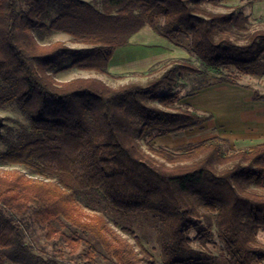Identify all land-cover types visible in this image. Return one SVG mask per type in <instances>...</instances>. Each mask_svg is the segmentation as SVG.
<instances>
[{
  "label": "trees",
  "instance_id": "trees-1",
  "mask_svg": "<svg viewBox=\"0 0 264 264\" xmlns=\"http://www.w3.org/2000/svg\"><path fill=\"white\" fill-rule=\"evenodd\" d=\"M252 4L214 11L221 0H0V109L14 105L29 120L11 138L0 115V165L29 170L0 171V264H71L34 252L16 214H30L72 253L85 244L80 264H98V245L118 264H143L103 215L84 218L78 196L88 191L122 213H156L167 264H198L191 232L203 239L215 226L231 264H264V142L230 153L222 136L179 151L141 142L211 118L161 93L176 75L220 74L202 86L264 75V22L251 27ZM146 26L205 70L178 58L146 83L56 78L73 68L109 74L115 51ZM53 33L82 46L41 42Z\"/></svg>",
  "mask_w": 264,
  "mask_h": 264
},
{
  "label": "rangeland",
  "instance_id": "rangeland-1",
  "mask_svg": "<svg viewBox=\"0 0 264 264\" xmlns=\"http://www.w3.org/2000/svg\"><path fill=\"white\" fill-rule=\"evenodd\" d=\"M88 1L98 4V0ZM235 3L239 1L221 0V5H209V7L214 11H227L237 6L234 5ZM257 10L258 8L255 7L254 11L252 9L249 11V13L253 12L250 16L253 29L262 27L264 22V19L253 18L258 15ZM136 36L129 45L115 51L109 64V74L73 68L57 73L56 78L66 81L79 76H97L113 86L128 82L146 83L152 78L159 77L168 68L170 61L178 58H187L205 70L195 55L159 36L149 26L144 27ZM57 40L66 41L73 47L82 46L72 42L71 37L64 33L47 34L41 42L48 43ZM224 72L227 73L228 70ZM218 76L220 74L214 70L206 71V74H181L176 75L172 84L165 85L161 93L171 91L178 95L175 107L190 108L202 116L211 118L188 130L142 140L143 147L149 150L151 146H162L179 151L189 144L214 136H222L229 139V143L224 146V151L230 153L264 142L262 140L264 139L262 137L264 119L251 118L249 115L255 105L264 106V89L259 86L247 87L227 83L214 87L202 86L205 81H213ZM241 76H239L238 83L241 81L245 84L253 78L260 77ZM251 90L258 92L256 102L249 98ZM0 115L5 118L3 134L6 136L10 134L11 138H15L23 127L29 126L27 117L14 105L1 108ZM8 138L10 139V136ZM5 148L6 142L0 139V151ZM15 168L27 170L23 166L0 165L1 172ZM78 199L84 218L96 214L103 215L110 225L134 246L143 264H167L169 254L166 253L162 244V226L160 217L156 213L149 211L129 214L119 212L98 191L84 192L78 196ZM16 216L22 221L27 241L34 252L46 259L55 257L71 264H80L85 260L82 253L86 247L85 244H82L76 253H72L71 248L63 240L49 239L46 227L36 222L30 214L23 216L16 214ZM197 236V231L191 232L192 256L198 264H231L230 256L218 236L216 226L206 238L201 239ZM259 238L264 242V232L259 234ZM96 254L98 264H118L100 245L97 246ZM6 264L13 263L7 262Z\"/></svg>",
  "mask_w": 264,
  "mask_h": 264
},
{
  "label": "crops",
  "instance_id": "crops-1",
  "mask_svg": "<svg viewBox=\"0 0 264 264\" xmlns=\"http://www.w3.org/2000/svg\"><path fill=\"white\" fill-rule=\"evenodd\" d=\"M239 3H235L234 5H245L247 4V2L249 1H252L253 4L252 5H248L247 8H246V13L251 16L253 14L252 13H249L250 9H252V11H254V8L257 7L258 10H257V14L258 15H255V17L253 16V18L255 19H259V18H264V6H263V3H264V0H238ZM251 18V17H250ZM140 33V32H139ZM138 34V33H137ZM136 34V35H137ZM136 35H134L132 38H131V42L133 41L134 37H137ZM111 63V62H110ZM257 77V76H254V75H242L241 77ZM258 78V77H257ZM223 83H217V84H213L211 85L210 87H214V86H219ZM227 84H233V83H227ZM235 84H240L241 86H247V87H252V86H259V87H262L264 89V75H261L258 79H255L253 78V80L247 84H245V82H241L239 81V83H235ZM234 85V84H233ZM252 93L250 95V99H252L253 101L256 100L257 98V95H256V92L255 90H251ZM261 95V93L259 94ZM256 102V101H255ZM251 118H258V119H264V106L262 105H255L251 110H250V114ZM245 118V117H243ZM246 119V118H245ZM248 120V118L246 119ZM254 128V127H253ZM255 129V128H254ZM262 137H264V135H262ZM252 140V139H251ZM250 140V141H251ZM254 140V139H253ZM264 140V139H262ZM245 141V140H244Z\"/></svg>",
  "mask_w": 264,
  "mask_h": 264
}]
</instances>
